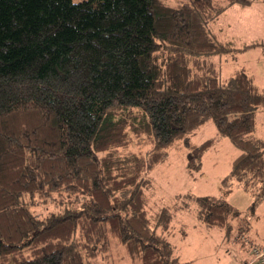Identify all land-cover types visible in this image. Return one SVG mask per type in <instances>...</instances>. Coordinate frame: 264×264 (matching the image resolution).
<instances>
[{
  "label": "trees",
  "instance_id": "1",
  "mask_svg": "<svg viewBox=\"0 0 264 264\" xmlns=\"http://www.w3.org/2000/svg\"><path fill=\"white\" fill-rule=\"evenodd\" d=\"M250 2L0 0V264H100L111 237L133 264H180L147 174L207 120L239 150L221 185L251 209L264 200L263 90L209 59L260 43L236 46L214 23ZM215 139L186 152L188 170ZM182 199L225 236L240 213L222 196Z\"/></svg>",
  "mask_w": 264,
  "mask_h": 264
},
{
  "label": "rangeland",
  "instance_id": "2",
  "mask_svg": "<svg viewBox=\"0 0 264 264\" xmlns=\"http://www.w3.org/2000/svg\"><path fill=\"white\" fill-rule=\"evenodd\" d=\"M214 23L218 29L223 27L219 38L234 39L236 46L252 40L260 42L222 55H212L209 59L220 69L222 79L233 70L243 68L253 75L254 82L264 93V0H251L246 5L234 3ZM256 121L255 133L262 135L264 106L257 109ZM209 137L216 139L201 157L200 169L188 170L186 152ZM180 145L179 149L169 150L167 160L147 174L150 184L145 189L150 212L167 206L173 213L169 221V239L179 255L180 264H259L253 260L252 248L264 247V200L251 209L249 192L238 186L226 188L220 183L239 150L227 137L217 134L211 120L197 127L189 146L182 142ZM132 148L137 150V145ZM184 193L222 196L231 202L240 213L232 220L229 234L225 236L217 227L204 225L195 215V206L181 207ZM38 210L41 211V207ZM107 255L100 258V264H133L124 246L112 237Z\"/></svg>",
  "mask_w": 264,
  "mask_h": 264
},
{
  "label": "built area",
  "instance_id": "3",
  "mask_svg": "<svg viewBox=\"0 0 264 264\" xmlns=\"http://www.w3.org/2000/svg\"><path fill=\"white\" fill-rule=\"evenodd\" d=\"M252 250H254L253 255L255 257L253 260H257L259 264H264V247L255 246Z\"/></svg>",
  "mask_w": 264,
  "mask_h": 264
},
{
  "label": "crops",
  "instance_id": "4",
  "mask_svg": "<svg viewBox=\"0 0 264 264\" xmlns=\"http://www.w3.org/2000/svg\"><path fill=\"white\" fill-rule=\"evenodd\" d=\"M239 187V186H238Z\"/></svg>",
  "mask_w": 264,
  "mask_h": 264
}]
</instances>
